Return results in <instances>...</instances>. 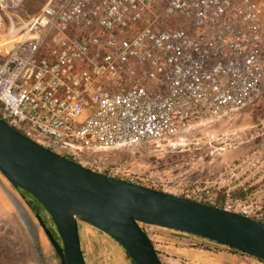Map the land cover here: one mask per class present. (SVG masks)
Instances as JSON below:
<instances>
[{
	"label": "built area",
	"instance_id": "obj_1",
	"mask_svg": "<svg viewBox=\"0 0 264 264\" xmlns=\"http://www.w3.org/2000/svg\"><path fill=\"white\" fill-rule=\"evenodd\" d=\"M26 1L0 0V118L70 160L182 139L263 91L264 0Z\"/></svg>",
	"mask_w": 264,
	"mask_h": 264
},
{
	"label": "rangeland",
	"instance_id": "obj_2",
	"mask_svg": "<svg viewBox=\"0 0 264 264\" xmlns=\"http://www.w3.org/2000/svg\"><path fill=\"white\" fill-rule=\"evenodd\" d=\"M74 161L109 176L118 173L123 179L134 178L141 186L209 205L224 195L226 210L264 223V88L252 105L213 122L193 124L182 139L160 146L83 154ZM5 188L15 198L18 210ZM237 191L247 193L246 197L235 199L232 194ZM23 195L32 201L0 173V264H39L26 225L37 230L43 254L47 257L54 254ZM32 203L46 220L47 214ZM24 210L33 221L25 216ZM79 228L87 264H134L124 249L103 232L83 225ZM143 228L149 231L163 264H194L190 261L196 260L264 264L199 237L159 227ZM201 245L208 248L203 250ZM214 248L219 249L217 256L210 254L215 252L211 250ZM220 253H225L224 258ZM58 263L56 260L52 264Z\"/></svg>",
	"mask_w": 264,
	"mask_h": 264
},
{
	"label": "water",
	"instance_id": "obj_3",
	"mask_svg": "<svg viewBox=\"0 0 264 264\" xmlns=\"http://www.w3.org/2000/svg\"><path fill=\"white\" fill-rule=\"evenodd\" d=\"M0 173L50 216L59 240L38 214L60 264H87L80 223L117 242L134 264H163L142 225L214 242L264 261V223L188 198L97 172L26 137L0 118ZM16 205L15 198L6 191Z\"/></svg>",
	"mask_w": 264,
	"mask_h": 264
},
{
	"label": "trees",
	"instance_id": "obj_4",
	"mask_svg": "<svg viewBox=\"0 0 264 264\" xmlns=\"http://www.w3.org/2000/svg\"><path fill=\"white\" fill-rule=\"evenodd\" d=\"M45 2H46V0H27V1H26V4H25V7H26L27 11H28L30 14H34V13H36V12H38V11L40 10V8L45 4ZM20 191H22V190H20ZM22 192H23V191H22ZM246 195H247V193H244V192H242V191H237V192H234V193L232 194V196H233L235 199H243V198L246 197ZM27 196L30 197V198L32 199V201L35 202V203L41 208V210H43V211L46 213V211L43 209V207H42V206H41V205H40V204H39V203H38V202H37L32 196H30V195H28V194H27ZM225 203H226V201H225V196H224V195H220L219 198L216 200V202H215L213 205L216 206V207L222 208V209H226V208H225ZM46 214H47V213H46ZM47 216H48L49 223H50V225H51V229H52L53 232L55 233L56 238L59 240V237H58V235H57V233H56L55 226H54L53 223L51 222V219H50V217H49L48 214H47ZM81 225L91 227V226H89V225H87V224H83V223H80V226H81ZM91 228H93V227H91ZM100 233H101V232H100ZM187 235H188V234H187ZM189 236H192V235H189ZM223 248L227 249L228 251H230L231 253H233V254H235V255H241V256H244V257L252 258V257L247 256V255H244V254H242V253H240V252H238V251L231 250V249H229V248H227V247H223ZM126 254H127V253H126ZM158 254L160 255L159 252H158ZM127 255H128V254H127ZM129 258H130V257H129ZM252 259H255V258H252ZM256 260H258V259H256ZM258 261L264 263V261H261V260H258Z\"/></svg>",
	"mask_w": 264,
	"mask_h": 264
},
{
	"label": "flooded vegetation",
	"instance_id": "obj_5",
	"mask_svg": "<svg viewBox=\"0 0 264 264\" xmlns=\"http://www.w3.org/2000/svg\"><path fill=\"white\" fill-rule=\"evenodd\" d=\"M20 190V189H19ZM23 197V200H25V203H26V205H27V208H28V210L31 212V214L36 218V216L39 214L38 213V208L37 207H35L34 205H33V203H32V201L30 202V201H27L26 200V196L25 195H23L22 196ZM24 212H25V216L29 219V220H31V221H33V219L29 216V214L24 210ZM40 215V214H39ZM43 219V218H42ZM23 220V219H22ZM37 220V219H36ZM44 220V219H43ZM24 221V220H23ZM38 221V220H37ZM44 222H45V224H46V226H49L50 227V229H51V225H50V223H49V220H48V218L46 219V220H44ZM24 223H25V225H26V222L24 221ZM31 224V222H29V225ZM38 226H39V228L41 227L40 226V224H39V222H38ZM146 227V225H142V227ZM26 227H27V230L29 231V233L31 234V236H32V240H33V242H34V248H35V251H36V254H37V256H38V263L39 264H52L54 261H58L59 263L58 264H60V261H59V259H58V257H57V254L55 253V250L53 249V247H52V245H51V247H52V251H53V255L52 256H45L44 254H43V252H42V250H41V247H40V242H39V237H38V235H37V230L35 231V228H32V227H28V225H26ZM52 230V229H51ZM52 232H53V230H52ZM53 234H54V236H55V233L53 232ZM46 235V234H45ZM47 237V236H46ZM56 237V236H55ZM48 239V238H47ZM49 241V240H48ZM50 243V242H49Z\"/></svg>",
	"mask_w": 264,
	"mask_h": 264
},
{
	"label": "crops",
	"instance_id": "obj_6",
	"mask_svg": "<svg viewBox=\"0 0 264 264\" xmlns=\"http://www.w3.org/2000/svg\"><path fill=\"white\" fill-rule=\"evenodd\" d=\"M7 190H6V188L4 189V192H6ZM199 251H201L200 249H198ZM204 250V249H203ZM211 251V250H210ZM221 251V250H220ZM216 252L218 253L219 252V249H216L215 250V252L214 253H210L211 255H215L216 254ZM225 255V253H220V254H218V255ZM223 255H222V258H224L223 257ZM215 256H217V255H215ZM196 260V259H195ZM191 263H194V264H214V263H212L211 261H198V260H196V261H190Z\"/></svg>",
	"mask_w": 264,
	"mask_h": 264
}]
</instances>
